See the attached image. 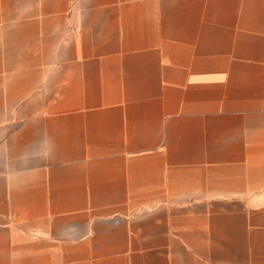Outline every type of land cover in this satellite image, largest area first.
<instances>
[{
  "label": "crops",
  "instance_id": "obj_1",
  "mask_svg": "<svg viewBox=\"0 0 264 264\" xmlns=\"http://www.w3.org/2000/svg\"><path fill=\"white\" fill-rule=\"evenodd\" d=\"M0 264H264V0H0Z\"/></svg>",
  "mask_w": 264,
  "mask_h": 264
}]
</instances>
